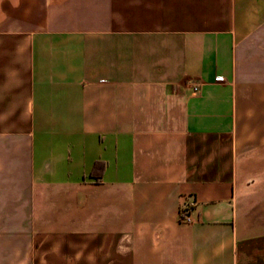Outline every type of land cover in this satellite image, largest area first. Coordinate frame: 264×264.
Returning <instances> with one entry per match:
<instances>
[{
    "label": "crops",
    "instance_id": "0c3cea01",
    "mask_svg": "<svg viewBox=\"0 0 264 264\" xmlns=\"http://www.w3.org/2000/svg\"><path fill=\"white\" fill-rule=\"evenodd\" d=\"M0 264H264V0H0Z\"/></svg>",
    "mask_w": 264,
    "mask_h": 264
},
{
    "label": "built area",
    "instance_id": "2783aa9c",
    "mask_svg": "<svg viewBox=\"0 0 264 264\" xmlns=\"http://www.w3.org/2000/svg\"><path fill=\"white\" fill-rule=\"evenodd\" d=\"M193 92L198 91V87L195 84L192 88ZM196 205L194 198L186 199L182 201L179 208V219L181 222H190L191 221V212L193 211Z\"/></svg>",
    "mask_w": 264,
    "mask_h": 264
}]
</instances>
